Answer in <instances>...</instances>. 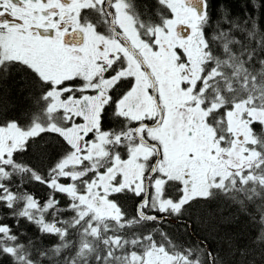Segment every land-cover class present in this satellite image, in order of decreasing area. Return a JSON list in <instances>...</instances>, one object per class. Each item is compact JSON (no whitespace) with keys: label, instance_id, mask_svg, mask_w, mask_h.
I'll return each instance as SVG.
<instances>
[{"label":"snow or ice","instance_id":"1","mask_svg":"<svg viewBox=\"0 0 264 264\" xmlns=\"http://www.w3.org/2000/svg\"><path fill=\"white\" fill-rule=\"evenodd\" d=\"M0 264H264V0H0Z\"/></svg>","mask_w":264,"mask_h":264},{"label":"trees","instance_id":"2","mask_svg":"<svg viewBox=\"0 0 264 264\" xmlns=\"http://www.w3.org/2000/svg\"><path fill=\"white\" fill-rule=\"evenodd\" d=\"M18 103L23 104L24 101L21 99ZM39 188V186H36ZM226 210V209H225ZM207 211L206 206L203 204H194L188 211L185 213L184 221H176L175 222H166L164 228L168 230L172 235L177 238H182L184 240H196L198 236L201 234L195 228L191 232L186 233L185 222H191L196 217L200 216L202 213ZM240 229L243 230L245 239H254L259 235V230L256 228H251L246 222V219L241 217L240 219ZM74 254V253H73Z\"/></svg>","mask_w":264,"mask_h":264},{"label":"water","instance_id":"3","mask_svg":"<svg viewBox=\"0 0 264 264\" xmlns=\"http://www.w3.org/2000/svg\"><path fill=\"white\" fill-rule=\"evenodd\" d=\"M175 220H172L171 222H174Z\"/></svg>","mask_w":264,"mask_h":264},{"label":"flooded vegetation","instance_id":"4","mask_svg":"<svg viewBox=\"0 0 264 264\" xmlns=\"http://www.w3.org/2000/svg\"><path fill=\"white\" fill-rule=\"evenodd\" d=\"M175 222V221H174Z\"/></svg>","mask_w":264,"mask_h":264}]
</instances>
